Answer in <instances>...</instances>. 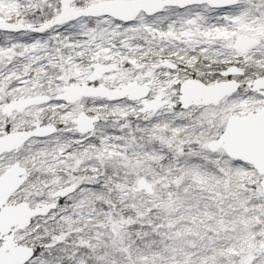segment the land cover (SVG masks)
Instances as JSON below:
<instances>
[{
  "label": "snow or ice",
  "instance_id": "6c2138e0",
  "mask_svg": "<svg viewBox=\"0 0 264 264\" xmlns=\"http://www.w3.org/2000/svg\"><path fill=\"white\" fill-rule=\"evenodd\" d=\"M0 264H264V0H0Z\"/></svg>",
  "mask_w": 264,
  "mask_h": 264
}]
</instances>
